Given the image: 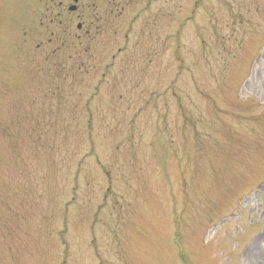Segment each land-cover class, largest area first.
<instances>
[{
    "label": "rangeland",
    "instance_id": "1",
    "mask_svg": "<svg viewBox=\"0 0 264 264\" xmlns=\"http://www.w3.org/2000/svg\"><path fill=\"white\" fill-rule=\"evenodd\" d=\"M57 1L0 0V264H264V0Z\"/></svg>",
    "mask_w": 264,
    "mask_h": 264
},
{
    "label": "flooded vegetation",
    "instance_id": "2",
    "mask_svg": "<svg viewBox=\"0 0 264 264\" xmlns=\"http://www.w3.org/2000/svg\"><path fill=\"white\" fill-rule=\"evenodd\" d=\"M50 1H54V0H50ZM105 1H107L108 7L113 8V9L112 8L109 9L110 14L109 13L104 14L105 18H107V19H109L108 16L110 17V15H112V12L117 11V9L120 12V14L117 15V17L121 18V16H122L121 13L123 11V8L121 7V5H126V6L132 5V0H105ZM151 1H155V0H150L149 2H151ZM96 2H98V1H96V0H72V3L70 5V3H68V0H59L56 3H54V6H55L54 10L58 11L57 18H59L61 16V13H63L65 10H67V12H69L70 14L77 12L78 6L80 4V9H81L82 13L84 14V13H87L89 11H92V7L95 6ZM72 4H74V5H72ZM69 18L70 17L68 16V18L66 19V16H64V19H66V20H64V21L60 20L59 21V25H57L56 27L60 30V32L59 31H54V32L52 31V35H54V37H53V40L51 39V41H54L55 45L60 44V46H66V47L73 45V38H68L66 36V34H67L66 30L68 28L67 22H68ZM108 21H110V20H108ZM102 25H105L104 20H102ZM76 27H77L76 28L77 31H79L83 26L81 24H77ZM95 32H97V31L92 30V32H90L89 30H86L84 37L76 36L75 40H77L78 44H80V45L83 43H87V40L89 39V35L92 33H95ZM59 49H61V47L55 49L54 53L60 54V53H58Z\"/></svg>",
    "mask_w": 264,
    "mask_h": 264
}]
</instances>
